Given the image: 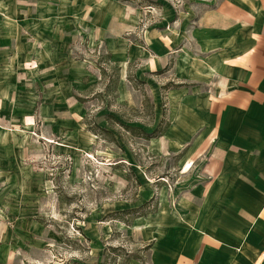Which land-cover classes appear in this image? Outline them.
Listing matches in <instances>:
<instances>
[{"label":"crops","instance_id":"1","mask_svg":"<svg viewBox=\"0 0 264 264\" xmlns=\"http://www.w3.org/2000/svg\"><path fill=\"white\" fill-rule=\"evenodd\" d=\"M190 5L183 16L171 9L173 15L139 33L146 16L132 1L0 0V45L12 42L16 55L48 57L51 74L75 69L77 90L85 97L100 90L101 75L88 60L74 62L70 55L85 47L104 51L121 68L117 107L140 114L142 101L127 80L129 65L146 83L154 104L152 130L163 119L168 128L159 138L138 141L161 164L174 157L179 179L171 191L160 183L156 192L138 177L137 206L156 197L157 211L124 227L136 250L149 246L144 262L130 264H264V0ZM27 45L30 52L21 50ZM172 78L179 86L163 92ZM65 89L67 96L55 105L59 111L44 116L48 139L59 144L85 116L79 109L77 120L72 118L70 87ZM124 165L139 168L133 152L111 170L123 174ZM121 205L108 213L134 209ZM26 226L28 231L17 232L28 239L30 231L35 238L44 229ZM5 242L0 264L12 250Z\"/></svg>","mask_w":264,"mask_h":264},{"label":"rangeland","instance_id":"2","mask_svg":"<svg viewBox=\"0 0 264 264\" xmlns=\"http://www.w3.org/2000/svg\"><path fill=\"white\" fill-rule=\"evenodd\" d=\"M121 1L134 2L145 13L139 33L156 24L171 9L181 17L191 8V0ZM21 50L30 52L31 45ZM16 52L12 42L0 45V244L5 240L12 247L6 264H102L107 247H124L133 253L145 248L140 246L136 250L125 236L129 231L124 228L126 225L108 218L117 211L108 212L118 203L122 204L120 207H138L136 200L141 187L138 177L143 186L153 183L156 192L160 183H165L171 191L179 179L176 161L171 157L161 164L158 159L149 158L142 146L146 144L125 134L128 146L121 144L123 150L98 137L96 140L87 131L84 119L91 109V114L106 128L105 115L121 114L136 119L135 123L152 132L153 127H146L150 121L149 110L146 108L138 115L117 107V102L108 109L107 103L96 100L77 106L75 97L84 98L85 93L77 90L75 69L71 68L69 74L60 71L51 74L48 57L16 55ZM76 52L78 55H70L71 61L88 60L101 75L98 62L101 56L107 55L104 51L99 55L96 50L85 47ZM135 70L132 67L131 74ZM168 83L179 85L175 78ZM66 87H70L72 118L77 120L79 109L85 116L77 120L66 142L59 144L55 139H48L50 132L44 125V116L50 110L59 111L55 105L67 96ZM96 87L100 90H92L90 97L103 92L104 85ZM136 92L143 103L141 93ZM129 151L138 160L139 168L133 170L124 165L120 168L125 171L123 174L112 171ZM121 174L124 182L120 180ZM120 182L121 186H117ZM34 223L44 228L35 238L32 231L29 239L18 235V228L28 231L26 225ZM114 230L120 233L119 237L113 234ZM10 231L12 239L7 234ZM34 239L40 240L38 247L30 245Z\"/></svg>","mask_w":264,"mask_h":264},{"label":"trees","instance_id":"3","mask_svg":"<svg viewBox=\"0 0 264 264\" xmlns=\"http://www.w3.org/2000/svg\"><path fill=\"white\" fill-rule=\"evenodd\" d=\"M98 66L101 70V80L99 84L104 85V90L102 93H96L92 97L87 96L85 98L76 96L75 99L77 102L87 105L92 101H98L99 103H107L106 106L109 109L114 105L118 99V85L120 81L121 68L111 61L110 55H104L100 57ZM133 65H129L127 72V80L132 85L135 91H139L143 97L142 103V112L147 108L150 112V121L146 124V127L153 126L154 119V104L150 99L146 88V83L138 80L135 74H131V69ZM108 80V81H107ZM107 83L105 84V82ZM179 85L167 84L163 87V92L169 90L173 87H178ZM126 108V107H122ZM128 111L135 114H140V111L137 109H129ZM116 115V116H115ZM107 114L104 117V120L107 123V127L104 128L100 125V122L97 121L95 115L91 114V109L87 110L85 117V125L87 131L92 135L100 138L101 140L113 144L119 149L123 150L121 143L128 146V142L125 140V135L130 136L133 140H144L150 141L155 138H159L164 134L168 128V123L165 124L163 121L155 128L152 132H146L142 127L135 125V120L133 118H127L121 114ZM165 116V112L163 114ZM116 133H115V132ZM125 134V135H124ZM147 154V152H146ZM150 158L151 156L147 154ZM135 156V155H134ZM136 162L138 160L135 158ZM131 169V173H132ZM157 211V198L154 197L150 201L146 202L142 206L134 209H126L122 211H117L108 216L111 220L119 221L131 227L133 222L142 217H146L149 214ZM115 236H120L116 230L113 231ZM114 237V236H113ZM149 250V246L137 250V253L130 252L124 247H107L104 251V261L102 264H130L132 260H139L144 262V255Z\"/></svg>","mask_w":264,"mask_h":264}]
</instances>
